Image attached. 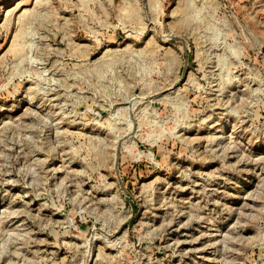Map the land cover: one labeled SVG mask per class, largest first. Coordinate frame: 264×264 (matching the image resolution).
<instances>
[{
  "label": "rangeland",
  "instance_id": "1",
  "mask_svg": "<svg viewBox=\"0 0 264 264\" xmlns=\"http://www.w3.org/2000/svg\"><path fill=\"white\" fill-rule=\"evenodd\" d=\"M0 264H264V0H0Z\"/></svg>",
  "mask_w": 264,
  "mask_h": 264
}]
</instances>
